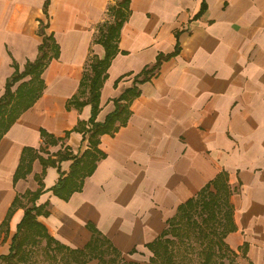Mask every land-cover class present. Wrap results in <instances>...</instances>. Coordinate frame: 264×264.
Returning <instances> with one entry per match:
<instances>
[{
    "label": "crops",
    "instance_id": "obj_1",
    "mask_svg": "<svg viewBox=\"0 0 264 264\" xmlns=\"http://www.w3.org/2000/svg\"><path fill=\"white\" fill-rule=\"evenodd\" d=\"M123 1L0 0V99L52 38L39 99L0 141V261L36 205L56 244L80 252L98 238L108 260L152 264L181 209L218 185L236 228L227 248L264 264V0H130L96 119L136 87L128 124L100 137L105 157L79 192L54 193L74 160L45 162L90 150L92 107L72 103L87 100L83 79Z\"/></svg>",
    "mask_w": 264,
    "mask_h": 264
},
{
    "label": "trees",
    "instance_id": "obj_2",
    "mask_svg": "<svg viewBox=\"0 0 264 264\" xmlns=\"http://www.w3.org/2000/svg\"><path fill=\"white\" fill-rule=\"evenodd\" d=\"M130 0H124L114 9L115 21L108 25L107 32L103 31L98 43L104 48V58H94L91 63L92 75H86L82 82V95L89 94L86 101L76 99L72 104L81 108L87 105L92 107V118L90 123L92 128L89 130L90 150L81 157H72L71 155L60 154L59 159L45 162V166L61 163L65 160H74L72 171L66 178L62 177L57 186L53 188L54 193L63 200H69L72 195L79 192L85 180L92 176L99 161L105 154L100 151V137L103 135H114L122 126L128 124L130 111L129 107L133 98L138 95L136 87L127 90L124 95L116 102V110L108 116L105 123L98 124L96 119L100 111L101 90L108 79V70L113 60L119 55V40L121 29L126 21V9ZM52 38L47 39L41 48V56L34 64H29L24 73H16L8 81L6 94L0 99V141L17 123L22 114L30 110L39 99L44 83L42 74L47 67L49 51L52 49ZM178 51L168 57H160L154 68L144 73L148 75L156 73L162 63L175 57ZM59 56V53H56ZM27 77L32 79L29 82L22 83L14 92L15 86ZM217 193L211 191V188L202 192L197 200H193L181 209V212L170 223L169 235H175L176 240L167 245L165 239L153 247L154 257L152 264H175L177 249L181 244L201 241L205 244L203 264H215V257L226 258L227 256L237 258L236 254L227 248L225 238L231 232L235 231L233 212L229 205L228 198L220 196V186L215 185ZM42 193L34 196V201ZM35 203V202H34ZM45 207L34 205L28 208L25 217L18 228V232L13 240L12 251L9 256L1 258L0 264L10 262L15 264H26L30 262L32 248L39 247L42 240H47L46 250L49 255L47 260L50 264H87L89 261L99 260V264H121L119 258L107 259L106 251L101 250L104 242L98 238L89 245L85 251H72L69 248L56 244L55 240L48 234L47 228L39 222V217L47 216L44 212ZM202 218L201 223L196 217ZM223 219V221H222ZM224 220L226 223L224 224ZM220 226L222 230L219 232ZM214 236V237H212ZM171 245V246H170ZM188 247H193L191 244ZM48 248V249H47ZM52 252H49L51 251Z\"/></svg>",
    "mask_w": 264,
    "mask_h": 264
},
{
    "label": "rangeland",
    "instance_id": "obj_3",
    "mask_svg": "<svg viewBox=\"0 0 264 264\" xmlns=\"http://www.w3.org/2000/svg\"><path fill=\"white\" fill-rule=\"evenodd\" d=\"M107 26L104 29L105 32H107L108 30ZM89 75H92V71L89 72ZM84 97H86L85 99H88L89 94H86ZM196 218L201 223L202 218L198 216ZM225 223H226V220H224V224ZM221 230L222 228L220 226L219 232ZM174 239L176 240L177 238H175V235L172 233L171 235H169V237L165 239V241L167 240L168 242L167 245L169 246V243L173 242ZM189 244H191V246L193 247H188ZM46 246H47V240L44 239L42 240V244L39 247L32 248V251L30 253V256L32 257L30 259V262L26 264H50L47 260V256H52L53 253L52 255H49L46 250ZM204 248H205V244L202 243L201 241H196V240H194L193 243L189 242V243H186L185 245L181 244L177 249L178 252H177V256H175V264H203L205 260V256H203L202 251ZM49 252H52V250ZM107 255L112 256L111 254H107ZM214 260H215V264H237V260L231 256H227L226 258H222L218 256V257H215ZM10 262H5L4 264H9ZM15 264H18V263L15 261Z\"/></svg>",
    "mask_w": 264,
    "mask_h": 264
}]
</instances>
